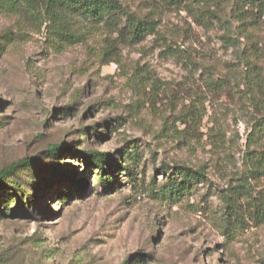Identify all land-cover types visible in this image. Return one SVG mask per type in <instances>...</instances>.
<instances>
[{"label":"rangeland","instance_id":"1","mask_svg":"<svg viewBox=\"0 0 264 264\" xmlns=\"http://www.w3.org/2000/svg\"><path fill=\"white\" fill-rule=\"evenodd\" d=\"M47 1L0 0V264H264V0H120L140 40Z\"/></svg>","mask_w":264,"mask_h":264},{"label":"trees","instance_id":"2","mask_svg":"<svg viewBox=\"0 0 264 264\" xmlns=\"http://www.w3.org/2000/svg\"><path fill=\"white\" fill-rule=\"evenodd\" d=\"M48 9L50 11L49 19L52 21H60L64 24L68 22L69 17L75 16L84 17L90 19L96 23L111 21L115 16L126 17V26L122 32L126 33L137 40L144 39V37L156 30L157 22L148 18H139L135 14L128 11V9L122 4L120 0H48ZM61 30L58 31L60 33ZM256 134L264 137V117L256 124ZM68 145L52 146L49 152H58L68 149ZM93 159L97 162L105 161V157L99 153H92ZM33 159L26 158L19 162L10 165L8 168L0 172V184L10 180L12 178L16 168H26L32 165ZM102 165V163H101ZM178 174H180L183 183L194 181H204L206 179L205 172L202 169L195 170L189 167L177 168ZM255 171L261 172L264 175V150L260 151L259 156L256 158ZM239 189V190H238ZM236 191L242 190L246 192L248 186L244 184H238L235 188ZM225 201L228 203V207L233 209L235 214L238 213V198L233 199L231 194L225 193ZM232 212V213H233ZM256 212L259 216H264V208L258 207ZM232 213L230 215H232Z\"/></svg>","mask_w":264,"mask_h":264}]
</instances>
